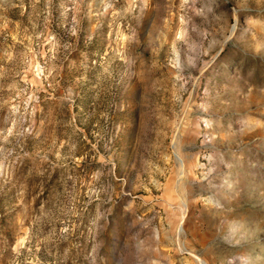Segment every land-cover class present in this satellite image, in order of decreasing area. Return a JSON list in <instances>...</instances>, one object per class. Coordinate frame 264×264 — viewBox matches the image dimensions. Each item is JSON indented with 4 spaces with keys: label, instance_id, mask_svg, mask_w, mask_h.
Segmentation results:
<instances>
[{
    "label": "rangeland",
    "instance_id": "obj_1",
    "mask_svg": "<svg viewBox=\"0 0 264 264\" xmlns=\"http://www.w3.org/2000/svg\"><path fill=\"white\" fill-rule=\"evenodd\" d=\"M0 264H264V0H0Z\"/></svg>",
    "mask_w": 264,
    "mask_h": 264
}]
</instances>
